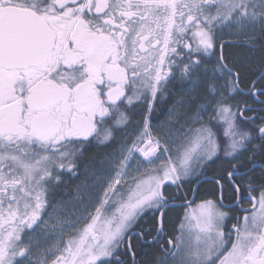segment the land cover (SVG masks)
Instances as JSON below:
<instances>
[{"label":"snow or ice","instance_id":"obj_1","mask_svg":"<svg viewBox=\"0 0 264 264\" xmlns=\"http://www.w3.org/2000/svg\"><path fill=\"white\" fill-rule=\"evenodd\" d=\"M0 264H264V0H0Z\"/></svg>","mask_w":264,"mask_h":264}]
</instances>
